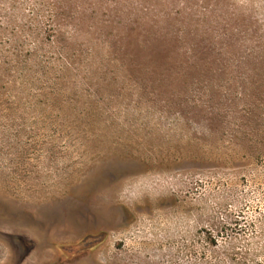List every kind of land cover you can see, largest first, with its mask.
I'll list each match as a JSON object with an SVG mask.
<instances>
[{
	"label": "rangeland",
	"instance_id": "obj_1",
	"mask_svg": "<svg viewBox=\"0 0 264 264\" xmlns=\"http://www.w3.org/2000/svg\"><path fill=\"white\" fill-rule=\"evenodd\" d=\"M0 264H264V0H0Z\"/></svg>",
	"mask_w": 264,
	"mask_h": 264
}]
</instances>
